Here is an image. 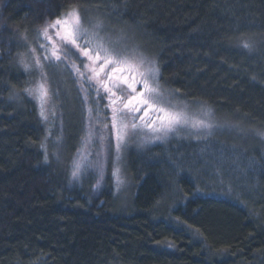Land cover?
Masks as SVG:
<instances>
[{
	"label": "trees",
	"instance_id": "1",
	"mask_svg": "<svg viewBox=\"0 0 264 264\" xmlns=\"http://www.w3.org/2000/svg\"><path fill=\"white\" fill-rule=\"evenodd\" d=\"M73 8L84 24L119 31L154 61L173 96L264 132V0H0V264H264V153L247 154L254 171L245 177L239 164L234 171L221 162L198 164L204 171L194 178L172 169L189 148L175 151L170 141L130 150L124 206L109 176L72 177L81 138L93 115L103 117L104 102L73 69L84 71L79 58L44 60L37 30ZM28 44L50 81L51 131L24 91L38 73L19 63L21 54L32 63ZM64 88L74 102L69 116L59 100ZM230 177L238 183L225 184ZM213 186L224 197L209 195Z\"/></svg>",
	"mask_w": 264,
	"mask_h": 264
},
{
	"label": "rangeland",
	"instance_id": "2",
	"mask_svg": "<svg viewBox=\"0 0 264 264\" xmlns=\"http://www.w3.org/2000/svg\"><path fill=\"white\" fill-rule=\"evenodd\" d=\"M67 13V12H66ZM64 13V15L66 14ZM61 18H63V16ZM82 26L84 28L91 29L92 25L95 23H92L91 21H87L86 24L81 22ZM105 28H103L104 30ZM117 35H114L113 33L108 34L107 32H101V35L103 36H109L112 38V40H116L120 38L122 33L117 31ZM50 35H53L54 40H57V43H59L58 39L55 37V30L50 29ZM40 40L42 39V44L46 45V47L49 49L47 52V55H51L50 49L52 45L46 41L42 36L39 37ZM84 39H87L85 37ZM83 43V41H81ZM28 48H36V55H44L45 53L41 49V53L39 54V51L37 49V46H31L28 44ZM28 49V51H29ZM63 55V54H61ZM143 55V54H141ZM71 56V55H70ZM140 56V53L137 51L135 47L132 45H128V51L125 53V57L127 58L128 62L133 66V72L135 74L136 79H141L140 73H143L147 70V68L150 66L148 64L140 65L138 62V58ZM148 61H152L150 58L143 55ZM73 57H76L73 55ZM28 58L29 61L32 63L33 61V54L29 51L28 52ZM42 62V61H41ZM154 62V61H152ZM53 63L55 61L53 60ZM87 63V61H85ZM155 64V63H154ZM157 68V66L155 65ZM48 70L51 71V73H55L56 70L52 68L50 65L48 67ZM43 73L45 71L42 69ZM37 77L34 80V83L29 89H35L37 84L39 82H44L46 87L49 89V100L44 105V111L45 115L48 116V119L45 120V125H49L46 128L49 127L50 131L54 130V127L56 126L57 117L55 113L56 105L52 101V92H51V85L50 81L48 80L47 76L41 77V73L37 71ZM46 74V73H45ZM158 75L156 77V80L159 84L160 92L163 94V98L165 101H171L173 105H175L179 110L186 111L189 113L190 116H194L196 118H203L208 120L210 123L213 124V128L210 130H198V129H192V128H181L175 133H169L167 136H164L162 139L153 140L152 139V133L147 128H138L134 133L131 132V125L132 123H141L139 120V117L142 116L144 113L141 111L140 113H137L135 117L131 115H124L121 117V120L123 123L128 124L130 134L128 137H126V143L125 146L122 148L120 154H119V160L116 159V151H115V131L111 129V127L105 129L103 128L104 124L111 125V118H112V108H123V104L119 101L117 104L113 105L110 103L109 95L105 94L103 89H100L102 101L103 104V117L100 118L99 116L93 115L91 120L95 119L91 126H87L84 131V136L81 138V148L79 152V156L72 162V165H75L76 163L81 164L80 173L82 171H85V174H90L91 177L100 179L104 177V175L109 176L110 182L112 187H114V195L115 198L119 201L121 206H124L128 199L130 198L129 195L131 193V186H130V180L126 173V165L124 160L126 159L128 152L130 150L135 151L136 153H139L141 151L146 150L149 147L157 146V145H167L168 142L173 141V145H176L174 148L175 151L184 150L186 148L188 149V153L190 155L189 158H182L179 156L177 159V163H175L174 172L177 174V176H180L181 173H186L188 175H192L194 178L195 172L197 175L204 170L202 168L200 170H197L201 164L202 167H210L216 168L218 165H221V162L228 164V167H231L232 170L236 171L237 166L239 164V170L241 166L243 167L244 173L240 172V176L243 175L245 177L250 172H253V163H251L249 157L247 159V154L250 153V156L254 151H258L259 154L261 152L264 153V132L261 130H251L243 125H239L235 123L233 120L228 119H218L213 115V112L210 111L209 115H205V110H208V108L202 106V105H193V104H186L184 101L180 100L178 97L173 96L168 90L164 89L158 80ZM151 79V78H150ZM99 87V86H97ZM141 91V87H137V92ZM60 102H62L63 111L68 114L70 112V109L74 106V102L72 99L71 93L64 88L60 91ZM118 96H125V102H126V94L117 92ZM34 100H36V103L39 106V113H41V101L35 93L32 95ZM164 106H167L166 104ZM70 114V113H69ZM69 114L67 116H69ZM151 118H155V114H151ZM151 118H146L144 123H151ZM53 127V128H52ZM52 128V129H51ZM253 131V132H252ZM89 133H91V136H89ZM111 134V149L108 151H105L104 148L101 146V141L99 140L100 135H104L105 137H108ZM218 136L217 138H215ZM258 139L259 142H256L253 140ZM55 142V141H54ZM108 141H104V145L106 146ZM250 143H255L253 149L249 148ZM257 147V148H256ZM192 151V152H191ZM264 155V154H263ZM244 157L247 159L245 160ZM168 162L170 156H167ZM229 160H232L233 162H228ZM78 160V162H76ZM253 160V159H252ZM119 168V172L115 173V169ZM220 170H224L220 169ZM195 171V172H194ZM227 172V171H226ZM230 172V171H229ZM233 173V172H232ZM235 173V172H234ZM233 173V174H234ZM231 178V177H230ZM212 182V183H211ZM210 183L208 182L207 185L209 187L212 186L213 183H216L215 180H212ZM219 182V181H218ZM204 183V182H203ZM223 183V182H221ZM231 183L237 184L238 182L231 178L225 182V184L231 185ZM195 184V183H194ZM216 190H213L208 192L209 195L213 196H221L224 197L226 192H223V189L218 186H213ZM210 188V189H213ZM197 191L199 189H196ZM215 191V192H214ZM199 192V191H198ZM217 192V193H216Z\"/></svg>",
	"mask_w": 264,
	"mask_h": 264
},
{
	"label": "snow or ice",
	"instance_id": "3",
	"mask_svg": "<svg viewBox=\"0 0 264 264\" xmlns=\"http://www.w3.org/2000/svg\"><path fill=\"white\" fill-rule=\"evenodd\" d=\"M50 29L55 30L54 40L53 35H50ZM103 25L97 21L92 25L91 29L84 28L81 24L79 11L76 8L70 9L63 18L57 17L55 21L46 23L42 28L38 29V39L42 36L48 41L52 47L51 55H47L49 49L46 45L41 44L39 47L45 53L44 60L49 63L61 62L64 58L70 55H75L81 60V65L84 71H81V66L73 63L72 67L77 76L86 80V82L99 95L100 89L104 93L110 94V103L115 105L119 101L123 104V108H112L111 125L104 124L103 128L111 127L115 131V151L116 159L119 160V154L125 146L126 137L129 136L130 130L126 123H123L121 117L131 115L135 117L137 113L143 111V115L139 117L141 123H132L131 132L134 133L138 128H147L153 135V140L162 139L169 133H175L181 128H192L198 130H210L213 124L203 118L190 116L188 112L179 110L172 102L165 101L163 94L160 92L158 81V68L154 62L148 61L143 55H140L138 62L140 65H150L147 70L140 73L141 79H136L133 72V66L128 62L125 53L128 51V45L125 42L126 37L121 36L116 40H112L109 36L101 35ZM87 37V39H84ZM26 41L27 37H23ZM83 41V43H81ZM241 47L250 48L249 43L242 42ZM29 51L33 54V63L25 61L23 54L19 60L20 65L27 71H39L41 77H45L42 69L44 64L41 62V57L36 55V48H30ZM63 54V55H61ZM87 61V63H85ZM151 78V79H150ZM99 86V87H97ZM141 87V91L137 92V87ZM30 96L34 93L38 95L41 101V117L44 120L48 119L45 115L44 105L49 100V89L44 82H39L35 89H25ZM117 92L126 94L118 96ZM167 106H164V105ZM91 112V109H89ZM210 109L205 110V115L210 114ZM155 114V118H151V114ZM146 118H151V123H144ZM91 136V133H89ZM102 148L105 151L111 149V134L108 137L99 136ZM108 141L104 145V141ZM42 147H44L42 145ZM45 162L48 160L47 150L44 156ZM81 169V164L76 163L73 167L71 175L73 178L78 177ZM119 172V168L115 169V173ZM99 183V181H98Z\"/></svg>",
	"mask_w": 264,
	"mask_h": 264
}]
</instances>
